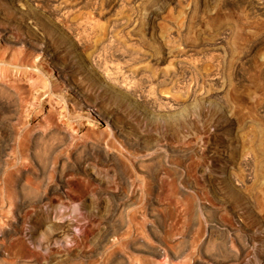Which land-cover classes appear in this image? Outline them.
Returning a JSON list of instances; mask_svg holds the SVG:
<instances>
[{
	"label": "rangeland",
	"instance_id": "rangeland-1",
	"mask_svg": "<svg viewBox=\"0 0 264 264\" xmlns=\"http://www.w3.org/2000/svg\"><path fill=\"white\" fill-rule=\"evenodd\" d=\"M0 14V264H263L264 0Z\"/></svg>",
	"mask_w": 264,
	"mask_h": 264
},
{
	"label": "bare ground",
	"instance_id": "bare-ground-1",
	"mask_svg": "<svg viewBox=\"0 0 264 264\" xmlns=\"http://www.w3.org/2000/svg\"><path fill=\"white\" fill-rule=\"evenodd\" d=\"M10 3H15V2H17V1H19V0H8ZM25 10V9H24ZM2 12V11H1ZM22 14H24V15H28L29 14V12H27V11H20ZM1 15V14H0ZM5 20V19H4ZM7 20V19H6ZM8 22V21H7ZM1 26H3V25H1ZM28 27V26H27ZM37 29V28H36ZM0 37L2 38V39H4L5 41H7L8 43H11L12 41H14V37L12 36V34H11V32H10V29L9 28H0ZM16 41V40H15ZM18 41V40H17ZM22 43V42H21ZM3 87V86H2ZM7 88V87H6ZM6 88H0V90H1V93H5L6 94V97L8 96V99H7V101H4V100H2L1 99V97H0V129H1V131H3L5 134H7L8 132H9V129H10V127H14V126H12V118L14 117V112L17 110V107L15 106V102L13 101V100H17V103H18V101H19V99H15L14 98V92L12 93V92H10L12 89L11 88H9V89H6ZM13 91V90H12ZM0 93V94H1ZM16 94V93H15ZM2 98H4V97H2ZM13 99V100H12ZM21 104V103H20ZM18 105V104H17ZM17 112V111H16ZM20 124V123H19ZM18 124V125H19ZM23 124H22V130H23ZM20 127H21V125H20ZM12 128L10 129V130H12ZM14 129V128H13ZM21 130V131H22ZM24 131V130H23ZM28 132V131H27ZM23 133V132H22ZM29 133V132H28ZM52 134V133H51ZM23 134H21V136H22ZM24 135H26V133L24 134ZM7 136V135H6ZM1 137V136H0ZM24 137V136H23ZM22 137V138H23ZM27 137V136H26ZM26 137H24V138H26ZM47 137H49V136H47ZM50 137H52V136H50ZM49 137V138H50ZM54 137V136H53ZM56 137V136H55ZM33 139V138H32ZM44 139V138H43ZM47 139V138H46ZM4 140V139H3ZM38 140V139H37ZM2 141V140H1ZM26 141V140H25ZM36 141V140H35ZM2 142H4V141H2ZM37 142V141H36ZM6 143V142H5ZM5 143H2V145H0V158H2L1 156H3L4 155V153H5V148H6V146L4 145ZM24 143V142H23ZM26 144V143H25ZM38 146V145H37ZM24 147H26V146H24ZM23 147V148H24ZM45 147V146H44ZM30 148V147H29ZM31 149V148H30ZM29 149V150H30ZM43 149V148H42ZM41 149V150H42ZM44 150V149H43ZM42 150V151H43ZM49 150V149H48ZM22 151V150H21ZM32 152V151H31ZM51 153L52 151L51 150H49L48 151V153ZM16 154H17V152H15ZM24 153H25V151H24ZM34 153V152H33ZM37 153H38V151H37ZM43 153V152H42ZM43 155V154H42ZM39 156V155H38ZM47 156V155H46ZM41 157V156H40ZM45 158V157H44ZM47 158V157H46ZM43 161V160H42ZM40 162V161H39ZM43 167V166H42ZM43 170H44V168H43ZM30 173V172H29ZM25 174H27V173H25ZM32 174H33V172H32ZM34 176V175H33ZM26 177V179L28 178L29 179V177H27V176H25ZM32 178V177H31ZM34 178V177H33ZM27 179V180H28ZM37 179H39V178H37ZM29 180H28V184H29ZM36 182V181H35ZM40 181H38L37 183H39ZM23 183H25V182H23ZM31 183V182H30ZM37 183H35V185H34V183L32 184L31 183V186L32 185H34V186H37L36 188H38L39 186L38 185H36ZM41 183V182H40ZM19 184V183H18ZM20 184H21V182H20ZM19 184V185H20ZM26 184V183H25ZM27 185V184H26ZM40 185V184H39ZM32 188H33V186H32ZM35 188V190H37ZM40 188V187H39ZM122 197H124V196H122ZM122 197L120 196V197H118V199H122ZM117 205V204H116ZM126 206V205H125ZM127 208V207H126ZM238 214V213H237ZM67 215L65 214H60V217H59V222L58 221H56V222H52V224H54V226L56 227L55 229H56V231L53 233V236H52V238H53V240H57V239H59V238H62V237H66V236H68L69 234H70V230L72 229L71 228V222H70V220H68L67 219ZM51 226V225H50ZM52 228V227H51ZM31 234V233H30ZM52 238H51V240H52ZM55 242V241H54ZM46 246V245H45ZM47 246H49L48 244H47ZM240 261V260H239ZM238 261V263L237 264H243V263H241V261L239 262ZM10 263V262H9ZM246 264V263H245ZM263 264H264V262H263Z\"/></svg>",
	"mask_w": 264,
	"mask_h": 264
}]
</instances>
